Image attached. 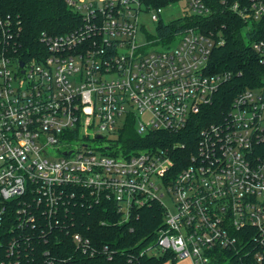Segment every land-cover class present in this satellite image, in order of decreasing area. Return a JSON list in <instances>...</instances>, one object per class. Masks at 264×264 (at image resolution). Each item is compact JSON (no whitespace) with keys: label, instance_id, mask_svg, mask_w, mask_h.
<instances>
[{"label":"built area","instance_id":"built-area-1","mask_svg":"<svg viewBox=\"0 0 264 264\" xmlns=\"http://www.w3.org/2000/svg\"><path fill=\"white\" fill-rule=\"evenodd\" d=\"M156 1L65 0L82 23L59 36L43 34L46 55L23 61L0 54V264H20L35 251L32 242L56 237L85 199L112 204L119 222L161 204L163 227L149 255L264 264V75L200 132L173 175L166 151L126 153L115 145L131 119L141 136L182 130L233 76L209 70L221 34L186 26L157 37L159 24L171 22L160 11L175 2ZM184 1L190 13L181 18L210 16L204 0ZM220 3L243 22L245 40L264 65V38L254 37L264 0ZM11 37L0 21V43ZM71 239L82 254H95L80 233Z\"/></svg>","mask_w":264,"mask_h":264},{"label":"trees","instance_id":"trees-1","mask_svg":"<svg viewBox=\"0 0 264 264\" xmlns=\"http://www.w3.org/2000/svg\"><path fill=\"white\" fill-rule=\"evenodd\" d=\"M176 1L157 0L155 5L166 6ZM204 1L211 10L209 17L191 16L168 24L161 22L156 36L165 40L186 26L215 32L216 36L221 34L224 43L213 48L209 70L213 73L230 72L232 79L220 87L213 103L204 107L182 130L157 131L141 136L136 132L134 119H131L118 131L115 143L126 153L142 149L166 151L173 162L172 175L186 164L200 132L226 114L237 93L258 87L264 75V65L242 33L243 22L224 9L220 0ZM0 21L12 35L4 44L0 43V54L23 61L46 55V47L40 41L43 34L59 36L82 23L65 0H0ZM255 27L254 37L264 38V19ZM85 201L83 206L78 204L69 212L71 214L65 218L66 229L55 230L56 237L52 236L46 244L32 242L35 251L22 256L20 264H176L170 254H147L155 247L158 231L163 227L161 204L153 202L135 211L126 221L119 222L120 217L112 204ZM74 232L89 240V247L95 252L93 256L82 254L72 242ZM43 249H49L50 255L43 256L40 251Z\"/></svg>","mask_w":264,"mask_h":264},{"label":"rangeland","instance_id":"rangeland-1","mask_svg":"<svg viewBox=\"0 0 264 264\" xmlns=\"http://www.w3.org/2000/svg\"><path fill=\"white\" fill-rule=\"evenodd\" d=\"M190 10L187 7V4L184 0L172 3L166 7H163L159 13V17L163 22H170L172 20H176L184 16L185 14H189ZM144 21L146 23V28L152 34H155L156 23L152 22L148 16L144 17ZM177 40L172 41L171 45L176 44ZM162 45H157L154 47L155 50H159L163 48ZM163 202L167 206H171V203L167 197L163 198ZM169 264V263H168ZM176 264H190L189 261H177Z\"/></svg>","mask_w":264,"mask_h":264},{"label":"water","instance_id":"water-1","mask_svg":"<svg viewBox=\"0 0 264 264\" xmlns=\"http://www.w3.org/2000/svg\"><path fill=\"white\" fill-rule=\"evenodd\" d=\"M23 65V63L22 62H20V66H22Z\"/></svg>","mask_w":264,"mask_h":264}]
</instances>
